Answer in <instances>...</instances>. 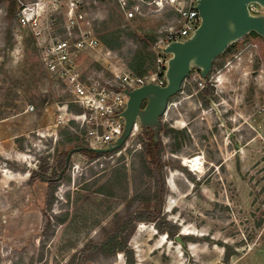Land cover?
Here are the masks:
<instances>
[{"label":"rangeland","instance_id":"rangeland-1","mask_svg":"<svg viewBox=\"0 0 264 264\" xmlns=\"http://www.w3.org/2000/svg\"><path fill=\"white\" fill-rule=\"evenodd\" d=\"M113 9L123 30L122 46L110 55L93 52L83 59L84 67L106 77L114 69H130L129 61L140 48L127 31L137 28L159 36L178 24L170 7L145 4L135 22L122 12L118 0H88L82 10L95 35L96 28L109 22ZM65 18L63 6L47 20L59 31ZM40 56L31 30L17 17L8 18L7 2L1 3L0 128L12 148L8 155L0 153V264H70L87 243L106 238L117 214L136 212L140 201H133L134 196L156 186L138 168L144 144L138 134L148 126L155 128L165 146L161 214L179 230L172 238L154 221L138 222L130 238L137 264H263L264 39L246 37L234 53L217 59L208 80L216 97L209 106L199 100L205 82L199 83L203 76L195 70L171 99L167 113L158 122L138 120V129L121 149L98 157L75 150L59 172L61 181L49 212L48 183L31 174L43 160L57 159L60 129L70 121L56 125V114L72 96L49 76ZM28 104L35 110L26 112ZM167 127L183 131L184 136L176 137L180 148L174 150L175 137L166 133ZM197 156L200 165L195 169L192 159ZM115 168L126 169L127 185L118 186L115 196L99 192ZM45 212L51 214L50 236L43 231ZM66 215L63 223L58 222ZM183 235L192 237L182 242ZM88 264H126V257L100 256Z\"/></svg>","mask_w":264,"mask_h":264},{"label":"built area","instance_id":"built-area-1","mask_svg":"<svg viewBox=\"0 0 264 264\" xmlns=\"http://www.w3.org/2000/svg\"><path fill=\"white\" fill-rule=\"evenodd\" d=\"M87 1L20 0L18 22L33 33L40 48L42 64L49 76L65 85L72 96L71 101L83 107V111L77 113L69 109L68 102L63 104L56 114V125L75 120L81 129H84V137L89 147L108 148L115 145L124 135L126 127L124 112L129 101L127 91L149 83L165 86L172 57L167 48L174 42H184L191 38L192 33H195L202 24L203 17L198 8L200 0H118L127 18L142 15V6L147 4L157 9L166 7L174 9L178 24L163 31L152 46L156 54V68L153 71L140 76L129 69L118 68L112 70L111 76L106 77L87 66L84 67L85 54L111 53V49L102 44L89 27L90 22L82 10ZM130 1H133L131 5ZM259 4L257 1L248 4L251 15H264ZM63 6L66 9V18L62 30L56 31L53 29V22L50 23L47 19L50 13L58 12ZM199 83L203 84V81ZM169 106L170 103L168 108ZM34 110V104L27 105L26 112ZM136 129L138 121L131 135L135 134ZM128 140L129 138L125 144Z\"/></svg>","mask_w":264,"mask_h":264},{"label":"trees","instance_id":"trees-1","mask_svg":"<svg viewBox=\"0 0 264 264\" xmlns=\"http://www.w3.org/2000/svg\"><path fill=\"white\" fill-rule=\"evenodd\" d=\"M3 2H7V17L10 19L18 18L20 0H0V4ZM132 3L133 1H130L129 5ZM120 9L124 13V10L121 7ZM138 17L139 15L130 19L136 22L139 20ZM117 18L119 19V14L117 10L113 9L109 22L107 21L101 28H96V36L100 39L102 44L111 50L119 48L123 44V30L119 28L118 25L121 23H119ZM126 34L140 43V48L134 53L129 61V70L140 76L153 71L156 68V54L149 47L154 45L158 39V35L155 33L143 34L137 28L130 29ZM246 37L264 39L263 34L252 30L244 36L229 42L227 48L214 59L211 71L202 78V81L204 80L205 82V86L199 92V100L204 106H209L212 99L216 97L215 88L210 85L208 80L217 63V59L234 53L237 44ZM195 70L201 72V68L193 61L191 64V72L188 77H190ZM68 103L71 111L77 113L83 111V107L77 103L72 101ZM84 132V129H81L79 123L75 120H70L68 124L63 125L59 132L61 138L58 140L55 147V151L58 154L57 159L53 163H50L49 160L45 159L43 160L44 162L42 161L39 165V170L32 171L31 178L39 177L48 183L46 196V211L48 212L52 210L53 204L56 200V191L61 181L59 172L64 171L66 168L71 149L74 147L79 148L76 152H84L91 157H98L105 154L89 148V144L84 137ZM166 133L175 137L174 150L182 146V142L179 141V139H176V137L178 138V134L184 136L182 130L167 127ZM138 137L144 141L143 150L138 154L140 158L138 168L140 172L147 173V175L155 180V189H149V192L147 193L141 192L136 194L133 201H140V206L136 212L128 210L126 214H117L113 229L107 234L106 238L102 242L87 243L81 254H74L72 256L70 264H88L90 261L95 260L100 256L110 257L118 253H124L126 264H137L135 249L130 245V238L135 232L138 222L154 221L161 233H167L169 237L176 238L179 227L172 224V222L165 217H162L161 214L166 192L164 181V167L166 163L163 160L165 146L161 139L156 137L155 128L151 126L143 128V131L138 134ZM69 143H74V145L70 148H66V145ZM61 145L64 147L60 148ZM50 170L54 173L53 175L49 174ZM127 182L128 174L126 169L115 168L111 177L99 186L98 191L109 196H115L118 192V186L127 185ZM125 198L127 197L125 196ZM67 218L68 215L60 217L58 218V222L63 223ZM43 231L49 236L53 234L51 214H47V212H45ZM182 237V242H184L189 240L192 236L183 235ZM228 258L229 255H227V259Z\"/></svg>","mask_w":264,"mask_h":264},{"label":"water","instance_id":"water-1","mask_svg":"<svg viewBox=\"0 0 264 264\" xmlns=\"http://www.w3.org/2000/svg\"><path fill=\"white\" fill-rule=\"evenodd\" d=\"M251 1L264 6V0H200L198 8L203 21L195 35L184 42H174L167 48L172 54L167 84L149 83L128 90L124 135L108 148H89L102 153L119 150L131 136L138 120L158 122V118L166 113L171 99L181 92L193 61L201 68L204 77L211 71L214 59L227 48L230 41L252 30L264 35V15L253 16L249 13L248 4ZM78 149H72L68 159ZM177 239L180 240L179 236Z\"/></svg>","mask_w":264,"mask_h":264},{"label":"crops","instance_id":"crops-1","mask_svg":"<svg viewBox=\"0 0 264 264\" xmlns=\"http://www.w3.org/2000/svg\"><path fill=\"white\" fill-rule=\"evenodd\" d=\"M0 129H1L0 130V153L2 155H8L11 152L12 144H11L10 139H5L6 137L2 133V128H0ZM14 131H16V130L10 131V133H14ZM9 136H12V135H9ZM263 264H264V262H263Z\"/></svg>","mask_w":264,"mask_h":264},{"label":"bare ground","instance_id":"bare-ground-1","mask_svg":"<svg viewBox=\"0 0 264 264\" xmlns=\"http://www.w3.org/2000/svg\"><path fill=\"white\" fill-rule=\"evenodd\" d=\"M192 161H193V165H194L195 169H197L200 165V157L197 156L194 159H192ZM163 237L165 239L167 237L166 234H164ZM164 239H163V241H164Z\"/></svg>","mask_w":264,"mask_h":264}]
</instances>
